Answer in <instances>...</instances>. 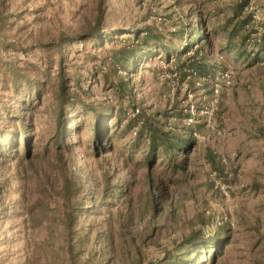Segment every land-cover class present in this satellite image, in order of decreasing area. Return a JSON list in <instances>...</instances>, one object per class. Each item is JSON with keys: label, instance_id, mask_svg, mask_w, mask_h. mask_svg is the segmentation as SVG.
I'll list each match as a JSON object with an SVG mask.
<instances>
[{"label": "rangeland", "instance_id": "374dc122", "mask_svg": "<svg viewBox=\"0 0 264 264\" xmlns=\"http://www.w3.org/2000/svg\"><path fill=\"white\" fill-rule=\"evenodd\" d=\"M238 1L0 0L2 61L17 57L44 66L40 46L56 40L61 32L73 35L84 31L86 21H91L100 8L103 31H123L101 49L93 48L90 42L69 49L66 62L86 79L89 100L106 99L117 105L114 92L101 71L108 70V63L102 64L100 58L113 45L133 43L134 38L128 31L143 17L167 38L179 29L194 32L196 40L194 21L188 18L189 12L193 13V9L189 11L191 7L200 12L208 30L210 43L204 53L210 58L209 64L213 63L216 68L229 65L236 72L232 86L219 93L215 114L217 124L227 134L206 138L207 129L202 125L197 130L194 125L196 138L186 160L162 153L157 155L153 171L166 183L169 196L153 220L147 204L144 165L147 141L136 139V134L132 133L134 128L129 131L113 117L110 120L112 150L95 157L88 147L89 126L83 122L82 129L73 137L78 142L72 155L73 168L87 181L95 182L100 180L104 166L114 176L113 182L129 186L126 196L115 201L110 209L104 208L98 222L94 219L101 233L110 231L113 236L111 247H103L98 253L94 250L102 243L94 245L92 241L94 216L79 218L71 229L60 217L61 200L56 194L60 177L53 149L50 146L48 153L42 152V146L53 133V118L46 102L39 106L33 146L38 155L34 157L33 167L25 164L27 179L23 187L10 185L7 198L17 206L19 216L0 220V264H146L163 256L165 250L171 249L192 229L213 232L214 224L223 216L230 225V239L213 264L264 263V136L260 129L264 132V58L253 59L258 49L253 40L264 29V0H249L245 7L244 15L249 17L245 31L251 30L245 42L234 34V27L240 21L233 15ZM18 46L34 49L26 55L17 50ZM262 56L263 50L259 54ZM174 58L175 53L165 58L155 51L146 67L137 64L130 75L118 68L119 74L130 76L134 92L133 108L126 107L124 101V108L128 109H125L123 122L132 117L135 108L162 111L170 109L177 101L181 109L192 97L198 103L199 92L190 81L184 83V80L176 81L172 101L171 84L175 79L169 69L174 68ZM69 67L65 69L67 74H70ZM52 69L55 70V64ZM182 119L183 115L177 119L169 117L166 127L181 128L185 126ZM210 157H214L222 172L213 167ZM222 158L225 162L220 160ZM175 163L183 164V168L175 169ZM213 181L224 184L225 192L216 189ZM39 197L42 205L41 208L40 204L35 206L34 218L38 224L34 227L25 208L38 202ZM21 217L26 218L25 228L19 224ZM152 225L159 229L147 237Z\"/></svg>", "mask_w": 264, "mask_h": 264}, {"label": "trees", "instance_id": "16d2710c", "mask_svg": "<svg viewBox=\"0 0 264 264\" xmlns=\"http://www.w3.org/2000/svg\"><path fill=\"white\" fill-rule=\"evenodd\" d=\"M248 2L249 0H239L233 14L236 19H240L234 27V34L240 37L242 42H245L251 33L249 29L245 31L249 21V17L244 15ZM192 9L193 13L189 12L188 18L194 21V29L197 30L196 40H194V32L186 33L179 29L167 38L154 23L147 22L143 17L135 28L128 31L134 38L133 43H118L106 50L100 60L102 64L108 63V70L101 71L104 80L109 82V87L114 92L116 106L106 99L99 101L87 99L89 90L85 86L86 79H83L82 74L73 65L66 62L69 49L74 45L90 42L93 48L101 49L106 42L117 39V35L123 32L121 29L103 31L101 8L97 9L91 21H86L84 31L73 35L61 32L56 40L40 46L44 66L28 59L14 57L2 61L0 58V220H10L13 215L19 216L17 206H14L7 195L11 190V184L23 187L27 179L25 164L33 167L34 157L38 155L33 150L37 138L36 111L45 102L53 118V133L42 146V152L48 153L50 146L53 149V159L60 177V185L57 186L56 191L62 206L59 215L63 221H66L68 229H71L79 218L94 216L93 223L94 219L98 222V215L104 208L110 209L115 201L128 194L129 186H123L118 181L113 182L114 176L109 174L104 166L100 180L95 182L81 177L80 172L72 166V155L78 145L73 137L82 129L84 121L90 129L88 147L92 155L99 157L112 150L110 120L113 117H116L120 124L123 123L129 131L137 127L134 137L147 141L148 150L144 156L148 184L147 204L150 219L156 217L169 194L164 180L153 171L155 159L159 153H162L175 159L180 157L183 161L186 160V154L194 144L195 136L192 133L194 127L193 129L192 126L166 127V120L169 117L173 116L177 119L183 115L177 101L172 103L170 109L162 111L147 112L141 109L136 115L123 122L125 109H128L124 108V101L127 102L126 107L135 106L133 82L130 76H122L117 70L120 68L130 75L136 70L137 64L146 67L155 51H159L165 58H170L175 53L174 68L169 69L175 81L187 80L193 85L192 77L187 78L189 69L195 70L199 76L209 78L218 69L224 68V66L216 68L213 63L209 64L210 58L206 52L204 53V49L207 50L206 47L210 43L208 30L200 18V12L196 7H191L189 11ZM258 33V37L253 40L258 45L253 58L255 60L264 58V56L259 57L260 51H264V29ZM33 49V47H17L19 52L26 55ZM189 51L193 54L188 55ZM53 64L55 70L52 69ZM68 66L71 68L70 74L65 71ZM207 77L203 80V87L209 93ZM200 126L201 123L195 125V128L199 130ZM260 129L264 134L262 128ZM214 161V157H210L213 167L222 172V168ZM182 165L175 163L174 168L182 169ZM43 191L50 193L47 189ZM41 199L39 197L38 202L25 208L34 227L38 224L34 218L35 206L40 204L41 208ZM25 219V217L19 218V224L23 228H25ZM98 225V223L92 224L94 229L92 241L94 245L102 243V246L96 248L94 253H98L103 247L105 249L111 247L113 242L110 231L101 233ZM214 225L216 228L211 233H206L202 228L190 230L175 242L171 249L165 250L163 256L152 259L146 264H206L208 262L213 264L230 239L228 222L222 221ZM155 229L158 230V226L152 225L147 237H151Z\"/></svg>", "mask_w": 264, "mask_h": 264}, {"label": "built area", "instance_id": "2783aa9c", "mask_svg": "<svg viewBox=\"0 0 264 264\" xmlns=\"http://www.w3.org/2000/svg\"><path fill=\"white\" fill-rule=\"evenodd\" d=\"M235 73L236 72L234 68L229 65L224 66V68L222 69H218L212 76H209V78L207 76H199L195 70L189 69L187 78L192 77L193 87L196 88L195 90L197 91V93L199 92L200 95V100L198 101V103L200 104H198L193 99L192 94H190L192 99L189 98L188 102L184 106H181L182 114H183L182 124H184L185 126H194L201 123L207 129L206 138H209L210 135L217 137L225 136L227 134L226 131L220 128L215 120V114L217 112V107L219 103L218 95L223 88L228 89L232 86ZM206 77L208 78L207 81L209 86L207 89L209 90V93H207L206 89L203 87V80H205ZM161 78H163V76H161ZM172 81L173 84H171L172 85L171 97L173 101L174 100L173 96L175 95L174 89H175L176 81L175 80ZM184 83H187V80H184ZM138 112L139 109L135 108L134 112L132 113V116L136 115ZM262 126L264 127V121ZM136 132H137V127H134L132 133L135 135ZM192 133L196 138V131L193 130ZM220 160L225 162L224 158ZM214 184L215 187H217L221 191V193L225 192L226 186L222 184L220 181H215ZM225 220L226 217L223 216L220 217L216 223L219 224Z\"/></svg>", "mask_w": 264, "mask_h": 264}]
</instances>
